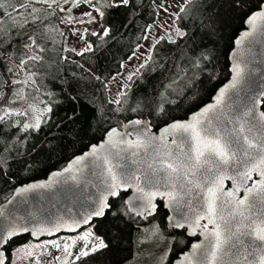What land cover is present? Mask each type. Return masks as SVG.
Returning <instances> with one entry per match:
<instances>
[{
	"label": "snow or ice",
	"instance_id": "obj_1",
	"mask_svg": "<svg viewBox=\"0 0 264 264\" xmlns=\"http://www.w3.org/2000/svg\"><path fill=\"white\" fill-rule=\"evenodd\" d=\"M237 19L244 30L233 41L230 79L201 106V90L219 79L216 48ZM130 35L118 70L101 68L110 54L117 61L112 49L122 51ZM17 53L27 78L0 73V183L12 192L0 200V264H17L22 248L32 264H44L43 256L47 264H130L129 247L146 251L151 264H172L174 251L175 264H254L243 237L264 242V227L248 231L253 213L264 217V0H0L7 72ZM29 65H55L58 89L41 93L43 77ZM153 74L160 79L148 87ZM20 84L42 96L25 112L12 107L24 98H12ZM114 119L124 120L123 132ZM85 139L75 173L68 165L43 181L17 183L40 154L51 159ZM82 167L99 183L79 175ZM33 192L52 208L84 201L87 208L75 218L45 216V205L31 207ZM199 201L206 208L197 209ZM65 231L75 239L58 235ZM26 234L38 243L15 244ZM197 236L203 239L191 242Z\"/></svg>",
	"mask_w": 264,
	"mask_h": 264
},
{
	"label": "trees",
	"instance_id": "obj_2",
	"mask_svg": "<svg viewBox=\"0 0 264 264\" xmlns=\"http://www.w3.org/2000/svg\"><path fill=\"white\" fill-rule=\"evenodd\" d=\"M122 19V16L120 14H116L113 19V23H119V21ZM9 25V21L7 18H5V29L7 30ZM243 28V24L239 19L235 20L234 22L231 23V26L228 27L225 30V33L223 34L222 38L220 39L219 45L216 48V55L218 56V61H217V75L219 76V79L214 82L210 87L206 89L201 90V106L208 102L212 95L214 94L213 88L218 87L219 85L223 84L228 76H229V60H228V54L229 51L231 50L233 46V39L235 35L238 33ZM60 37H56L57 43L60 42ZM134 40L133 36H129L128 40L124 42L123 44V50L120 52L116 51V47L114 46L112 49V54H115L117 56V61H113L111 58V54L103 60V64L101 65V68H107L110 71H117L116 64L119 62L120 58H123L125 53L128 52L130 42ZM19 57L20 54L17 53L13 57V62L10 65H7V67H13L14 63L19 64ZM6 59V56L4 57ZM29 67L33 70L39 73L40 76L43 77V79L37 78V84L41 85V93L47 91V90H57L58 89V81L53 82L55 80V65H52L51 67H48L47 69L41 68L39 66H36L32 68L31 65ZM24 75H26L24 78L19 79L21 81L25 80L27 78V69L21 70ZM0 73H4V79L9 81L10 80V72L6 71L5 66H0ZM51 73V75H50ZM107 74V72L105 73ZM160 79L159 74H153L151 76V79L148 80V87H152L158 80ZM178 87V85L176 86ZM143 91V88L140 89ZM5 92H8V89H4ZM14 92L20 91V96H23V100H20L19 103L12 105L14 108L22 110V105L30 102H38L39 99H42V96L40 93H35L34 91L31 90V85H24L20 84L15 86L13 89ZM13 99H19V98H14ZM22 112V111H21ZM180 118H183L181 116ZM15 119L18 120H23L24 117H15ZM114 124H116L119 128L125 123L123 119H114ZM154 130H157L155 127H153ZM46 131V129H45ZM43 135V132L41 133ZM88 139H85L83 141V144L77 143L75 145H68L66 149L63 151L59 152L57 155L53 156L51 159H48V157L44 154H40L38 156V160L40 161L37 163L33 168L31 172L28 173H22L21 177L17 178V183L23 182L26 183L30 180H36L45 177L50 171L59 169L65 165V163L74 155L81 153L84 151V145L88 143ZM95 142V141H93ZM15 171V169H14ZM0 193H2V196H0V200H2L4 197H9L11 192V186L10 185H4L0 183ZM165 215V213H161V217ZM161 217H157V219H160ZM162 223V220H161ZM133 238L139 234L135 233L133 230ZM31 238L27 235L21 236L15 244H23L30 240ZM15 244L13 247H15ZM126 247H129L127 244L125 245ZM133 255V260L130 261V264H151V260L147 257V252L142 251L140 248H131L129 247V252H126L125 255L129 254ZM177 257V252L174 251L172 255L168 258L169 261L172 262L173 259ZM167 264V262H166Z\"/></svg>",
	"mask_w": 264,
	"mask_h": 264
},
{
	"label": "water",
	"instance_id": "obj_3",
	"mask_svg": "<svg viewBox=\"0 0 264 264\" xmlns=\"http://www.w3.org/2000/svg\"><path fill=\"white\" fill-rule=\"evenodd\" d=\"M243 30H244V25H243V28L240 31H238V33L235 35L233 41L238 38L240 32L243 31ZM247 46L248 47H253L257 53L262 51V49H261L259 44H248ZM231 51H232V48H231V50L229 51V54H228L229 66H230V53H231ZM262 58H264V57H262ZM229 79H230V73H229V76H228L227 80L224 83H227ZM210 102H211V99L208 102H206L205 104L210 103ZM120 129H121V132H123V130H125V123L120 127ZM156 132H157V130L153 129V133H156ZM176 135L179 136L180 134L177 133ZM126 138L134 139L135 137L133 136V137H126ZM169 140H170V137H165V139L163 141H161L159 144H157V147H159L161 149V151H163L164 146L168 145ZM79 154H76L74 156H78ZM73 157H71L65 163V165L63 167L68 166V165H73L72 171H73V173H75L76 172L75 165L78 164L79 162L74 161ZM122 163H126L129 166H132L131 160H125V161H122ZM63 167H61L59 169H62ZM91 171L92 170H91L90 167H87V168L82 167V171H81V173H79V175H81L84 179H90L94 183H99V181L96 179V177H94L91 174ZM231 174L232 173L229 172L226 175H231ZM48 175H49V173L45 177L40 178V179H36L35 181H43V180L48 178ZM255 178H256V176L254 174V179ZM28 182H30V181H28ZM28 182H26V183H28ZM208 186L209 187H213L212 184H209ZM232 186H233L232 183L230 181H228L227 179H225L224 184H223V188L224 189H230ZM41 191L44 192V195H45L46 199L50 197V193L47 190H41ZM53 191H55V189H53ZM177 191H179V189H177ZM214 191H216L215 188H214ZM87 192L92 194V195H96L95 189H93L91 186H89L87 188ZM203 192H204L205 195H207V189L206 188L203 189ZM11 195H12V193L10 194L9 198L11 197ZM241 195H243V193H241ZM17 199H20V197H17ZM27 199L29 200L30 205H31V207L33 209L39 210L41 208L42 204L45 205V209L46 210L43 213L45 216H50L52 214H60V215H71L73 218H75L76 214L78 212H83L87 208V202L86 201L83 202V205H84L83 207H81V204L78 202L77 204H75L73 206H68V207L58 206L57 208H52L51 204L47 203L46 200L42 201L40 199L38 193H36V192L28 193L27 194ZM202 206L206 208V204L204 203V201H199V203L196 204V208L197 209H200ZM28 207H29V205H24L21 208V211H24ZM252 215H253V217L255 219V223L252 224V226L248 229V231H254V230H256V229H258L260 227H264V223H262V221H264V217H260L256 213H253ZM62 234L73 235V234H76V233L65 231V232L59 233L58 235H62ZM23 236H25V235H23ZM27 236H29L33 240V238L30 235H27ZM51 238H54V237L42 236L40 239H51ZM196 238H198V239L194 240L193 242H199V241H201L203 239V237H201V236H197ZM243 239H244L246 245L248 246V250L253 253V255L250 257V259H252L254 261V264H259V257H260L261 254H264V242L259 241L254 235L253 236H244ZM176 260H177V257L172 261V264H175Z\"/></svg>",
	"mask_w": 264,
	"mask_h": 264
},
{
	"label": "rangeland",
	"instance_id": "obj_4",
	"mask_svg": "<svg viewBox=\"0 0 264 264\" xmlns=\"http://www.w3.org/2000/svg\"><path fill=\"white\" fill-rule=\"evenodd\" d=\"M167 3H170V4H175L177 3V0H166ZM65 33L67 32L66 29H64ZM13 69L12 72H10V80H13V79H16V80H19V79H22L24 78L26 75H24V73L19 69V64L17 63H14V66L11 67ZM115 91V90H114ZM16 93H18V95H15L13 96L14 98H19L20 96V91H16ZM109 98H114V96L112 94H109ZM37 102H30V103H26V104H23L21 107H22V112H25V111H28L29 110V105H32V104H36ZM25 120V118L23 119ZM25 122H32V119H31V116H29L27 118V120H25ZM83 234V233H82ZM61 237H64V238H72V239H75L76 237V234H73V235H67V234H62V235H59ZM52 239V238H51ZM41 240H47V239H41ZM63 243V240L61 241ZM29 244V245H33L35 243H38V241H34L32 239L28 240L27 242L23 243V244ZM69 243H71V240H69ZM21 244V245H23ZM28 252H32L34 251V249L32 247H29L27 249ZM38 252V250H35ZM53 255H56L55 252H53ZM61 256H63V253L61 252L60 253ZM42 261L44 262V264H47V260H48V257L47 256H43L42 258ZM16 260H17V264H32V261L27 257V253L25 251V249H21L19 253L16 254Z\"/></svg>",
	"mask_w": 264,
	"mask_h": 264
},
{
	"label": "flooded vegetation",
	"instance_id": "obj_5",
	"mask_svg": "<svg viewBox=\"0 0 264 264\" xmlns=\"http://www.w3.org/2000/svg\"><path fill=\"white\" fill-rule=\"evenodd\" d=\"M198 238L194 237V238H191V242H193L194 240H197ZM187 250V249H186ZM174 260V259H173ZM172 260V261H173Z\"/></svg>",
	"mask_w": 264,
	"mask_h": 264
}]
</instances>
